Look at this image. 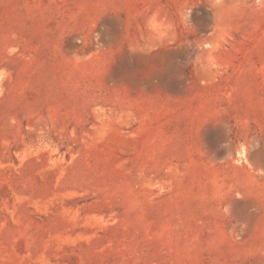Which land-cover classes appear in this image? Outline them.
<instances>
[{
  "label": "rangeland",
  "instance_id": "374dc122",
  "mask_svg": "<svg viewBox=\"0 0 264 264\" xmlns=\"http://www.w3.org/2000/svg\"><path fill=\"white\" fill-rule=\"evenodd\" d=\"M0 264H264V0H0Z\"/></svg>",
  "mask_w": 264,
  "mask_h": 264
},
{
  "label": "clouds",
  "instance_id": "9594fccd",
  "mask_svg": "<svg viewBox=\"0 0 264 264\" xmlns=\"http://www.w3.org/2000/svg\"><path fill=\"white\" fill-rule=\"evenodd\" d=\"M149 27L157 32L160 36L165 35V31H162V28L164 27L163 21H157L155 16L150 19Z\"/></svg>",
  "mask_w": 264,
  "mask_h": 264
}]
</instances>
